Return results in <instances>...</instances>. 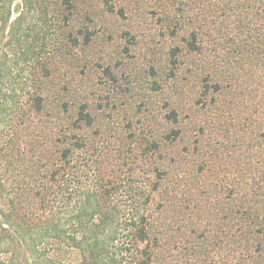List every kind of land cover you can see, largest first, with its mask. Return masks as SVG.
<instances>
[{
  "label": "trees",
  "instance_id": "trees-1",
  "mask_svg": "<svg viewBox=\"0 0 264 264\" xmlns=\"http://www.w3.org/2000/svg\"><path fill=\"white\" fill-rule=\"evenodd\" d=\"M85 5L0 0V264H264V0H156L175 42L150 67L155 89L190 66L196 97L220 117L198 127L194 158L173 164L160 141L185 135L176 101L167 134L133 141L98 126L88 96L71 92L74 52L96 34ZM175 169L190 175L186 195L204 219L187 248L171 223L195 210L176 179L170 189Z\"/></svg>",
  "mask_w": 264,
  "mask_h": 264
},
{
  "label": "rangeland",
  "instance_id": "rangeland-1",
  "mask_svg": "<svg viewBox=\"0 0 264 264\" xmlns=\"http://www.w3.org/2000/svg\"><path fill=\"white\" fill-rule=\"evenodd\" d=\"M103 1L86 0L84 11L90 18L87 23L96 34L85 51L74 52V57L77 58L75 64L79 62L80 66L74 69L71 77V92L88 96L93 111L98 115V126L105 128L108 125L114 130H122L125 137L133 135V141L149 138L151 135L161 138L167 134L170 124L165 120V114L171 100L176 101L181 109V128L186 132L173 146L164 140L162 143L160 141L161 155L171 164L174 163L173 159L178 160L180 157L194 158L192 153L190 156L186 155V150L194 151L193 143L197 140L198 127L211 122L210 125H214L220 117L214 120L218 114L211 112V109H204L209 98L196 97L201 79L190 66L179 72L172 89L167 85L164 89H155V80L158 81L161 74L152 75L150 67L155 62H163L168 48L175 42V38H171L158 23L159 17L154 13L156 0H109L110 5L115 8L114 13L107 11ZM120 10L124 12L123 16L120 15ZM126 33L133 36L135 42ZM107 67L111 68L115 80L104 73ZM225 75L222 79L224 85L228 86L230 77ZM196 105L199 107L195 108ZM49 110L53 111L52 108ZM204 111L208 115H204ZM192 122H196V127H191ZM208 133L206 129L201 142H207ZM175 171L178 173L176 177L172 174L168 177L170 189L176 179L174 185L181 197L179 201L182 199V203H185L181 206L187 204V207L195 210L194 214L187 212L185 221L171 223L174 230L181 231L178 235L180 238L177 237L181 241L179 246L187 248L194 244L189 235H199L195 231V225L204 219L196 216V208L201 204L199 198H193L191 203L186 195L190 175H182L183 171L180 169ZM156 202L153 208H157ZM171 206L174 208L172 203ZM206 230H212V227L207 226ZM173 254L179 253L173 250Z\"/></svg>",
  "mask_w": 264,
  "mask_h": 264
}]
</instances>
